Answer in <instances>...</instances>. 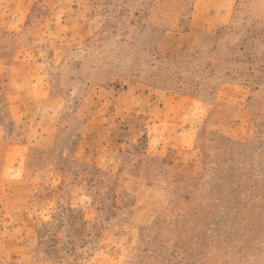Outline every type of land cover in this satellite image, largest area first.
I'll list each match as a JSON object with an SVG mask.
<instances>
[{
    "label": "rangeland",
    "instance_id": "374dc122",
    "mask_svg": "<svg viewBox=\"0 0 264 264\" xmlns=\"http://www.w3.org/2000/svg\"><path fill=\"white\" fill-rule=\"evenodd\" d=\"M0 264H264V0H0Z\"/></svg>",
    "mask_w": 264,
    "mask_h": 264
}]
</instances>
